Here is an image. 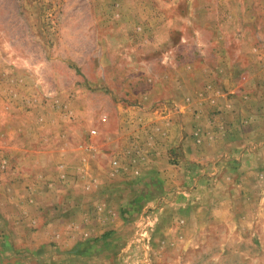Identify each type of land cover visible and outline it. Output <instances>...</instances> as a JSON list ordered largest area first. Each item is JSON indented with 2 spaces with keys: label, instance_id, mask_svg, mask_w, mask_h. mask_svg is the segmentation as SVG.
<instances>
[{
  "label": "rangeland",
  "instance_id": "rangeland-1",
  "mask_svg": "<svg viewBox=\"0 0 264 264\" xmlns=\"http://www.w3.org/2000/svg\"><path fill=\"white\" fill-rule=\"evenodd\" d=\"M0 264H264V0H0Z\"/></svg>",
  "mask_w": 264,
  "mask_h": 264
},
{
  "label": "crops",
  "instance_id": "crops-1",
  "mask_svg": "<svg viewBox=\"0 0 264 264\" xmlns=\"http://www.w3.org/2000/svg\"><path fill=\"white\" fill-rule=\"evenodd\" d=\"M119 163V162H118ZM217 164H221V161H219V162H217ZM109 166V165H108ZM118 172V171H117ZM202 175H203V172H202ZM201 175L199 174V177H200ZM199 177L197 176V179H198V182H197V185H196V191L193 193L192 191H191V187L190 188H187V187H182V188H179L178 189V192H175L176 193V196L174 197L175 199H173V201H172V205L173 206H175V207H177L178 205H180V207H182V211H179L180 213L179 214H182L183 216H185L186 215V217L185 218H181V221L184 223V227L185 228H187L188 229V227H190V225H192V226H194V227H196V228H198V227H202V225L201 224H195V221H192L191 222V219H192V216L193 215H191V212H192V209H191V206H189V203H193V197H192V195H194V194H201V195H203V193H201L202 192V181H201V179H199ZM174 193V192H173ZM181 193V194H180ZM183 193H185L186 194V196H182V194ZM179 196H181V198H182V200H178L177 198L179 197ZM191 197V198H190ZM184 203H186V204H184ZM186 205V206H185ZM185 214V215H184ZM187 214H190V215H187ZM183 219V220H182ZM190 220V221H189ZM196 225V226H195ZM191 226V227H192ZM190 227V228H191ZM190 232H187L183 237L184 238H186L187 237V234H189ZM58 237H61V234L59 233V236ZM63 239H65L64 237L60 240V241H64ZM69 240V243L68 244H70V242L72 241V239H68ZM189 240V239H188ZM66 244H67V242H66ZM90 254V253H89ZM85 257V256H84ZM91 258H93V257H91Z\"/></svg>",
  "mask_w": 264,
  "mask_h": 264
},
{
  "label": "built area",
  "instance_id": "built-area-1",
  "mask_svg": "<svg viewBox=\"0 0 264 264\" xmlns=\"http://www.w3.org/2000/svg\"><path fill=\"white\" fill-rule=\"evenodd\" d=\"M115 166V167H117V165H118V160L117 159H113L112 161H111V166Z\"/></svg>",
  "mask_w": 264,
  "mask_h": 264
}]
</instances>
